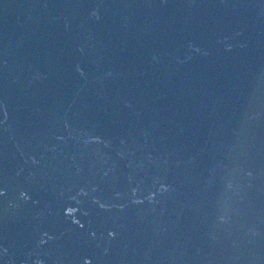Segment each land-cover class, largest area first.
Wrapping results in <instances>:
<instances>
[{
    "label": "water",
    "instance_id": "water-1",
    "mask_svg": "<svg viewBox=\"0 0 264 264\" xmlns=\"http://www.w3.org/2000/svg\"><path fill=\"white\" fill-rule=\"evenodd\" d=\"M0 264H264V0H0Z\"/></svg>",
    "mask_w": 264,
    "mask_h": 264
}]
</instances>
